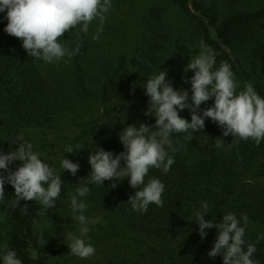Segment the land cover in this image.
Instances as JSON below:
<instances>
[{
    "label": "trees",
    "instance_id": "trees-1",
    "mask_svg": "<svg viewBox=\"0 0 264 264\" xmlns=\"http://www.w3.org/2000/svg\"><path fill=\"white\" fill-rule=\"evenodd\" d=\"M197 1L112 0L102 26L94 20L87 33L77 25L63 34L61 42L71 48L79 44V52L53 64L29 57L20 39L3 31L7 21L0 22V149L31 143L65 183L48 211L35 200L13 206L15 190L5 184L0 246L14 250L23 264H82L64 238L78 229L70 194L90 173L88 155L96 146L118 154L124 127L154 124V117L144 114L148 97L140 81L161 69L175 88L190 90L185 81L193 72L185 68L204 42L216 54V67L231 65L237 91L252 83L264 97V6L227 14L215 2L200 8ZM98 27L103 30L93 39ZM180 115L190 120L187 109ZM185 136L174 134L180 150L170 171L150 168L145 177L164 183L162 207L133 211L127 201L136 189L127 178L89 186L83 199L85 214L98 220L89 233L97 255L84 264H223L221 256H207L217 230H207L201 239L191 221L202 201L209 204L205 219L219 222L228 212L248 216L245 240L256 247L253 259L264 264V140L224 137L209 118L194 137ZM76 145L82 149L65 153ZM63 155L79 162L76 176L60 169Z\"/></svg>",
    "mask_w": 264,
    "mask_h": 264
},
{
    "label": "clouds",
    "instance_id": "clouds-1",
    "mask_svg": "<svg viewBox=\"0 0 264 264\" xmlns=\"http://www.w3.org/2000/svg\"><path fill=\"white\" fill-rule=\"evenodd\" d=\"M111 7L112 0H0V14H3L0 22L7 21L3 31L19 38L29 57L53 64L79 52V44L71 48L61 42L64 33L77 25L81 32L87 33L94 20L102 26ZM102 30L98 27L93 39H99ZM215 56L214 50L201 42L198 54L185 68L193 72L190 80L185 81L190 83V90L175 88L173 82L166 79L167 71L161 69L139 82L148 97L144 114L154 117L155 122L124 127L118 134L123 146L118 154L97 146L89 152L90 173L79 180V186L70 194L71 216L78 229L68 231L64 238L72 255L87 258L96 251L89 233L90 225L94 226L98 220L85 214L88 204L83 199L89 195L90 185L127 178L130 187L136 189L127 201L133 211L145 213L150 204L163 206L164 183L155 177L145 182V177L150 168L161 169L165 174L170 171L175 162L174 154L180 150L174 134L184 133L186 139H191L193 133L204 129L205 120L209 118L222 128L224 137L231 134L234 138L253 139L257 144L264 140V97L255 91L252 83L237 91L238 82L231 65L221 62L216 67ZM210 99H213L211 105L200 107ZM186 109L190 120L180 115ZM74 149L82 148L68 146L65 153H73ZM14 161L22 163L12 169ZM59 167L62 172L76 176L80 164L63 155ZM61 176L31 143L22 142L15 151L0 149V203L5 200L4 186L9 184L15 190L13 206H18L21 200H35L48 211L56 205L65 184ZM26 207L27 204L21 208ZM206 213H209V204L202 201L191 221L198 225L201 239L207 236V230H217L214 244L207 253L209 258L219 255L223 264H258L253 259L255 245L245 240L249 223L246 214L237 217L228 212L218 222L205 219ZM0 264L23 262L14 250L0 246Z\"/></svg>",
    "mask_w": 264,
    "mask_h": 264
},
{
    "label": "rangeland",
    "instance_id": "rangeland-1",
    "mask_svg": "<svg viewBox=\"0 0 264 264\" xmlns=\"http://www.w3.org/2000/svg\"><path fill=\"white\" fill-rule=\"evenodd\" d=\"M210 2L217 3L219 5L221 12L227 13V14L238 13L242 11H254L264 6V0H198L197 5H199L200 8H203L204 4L208 5ZM189 8H190V11L196 15V12H193V9L191 7ZM222 13H220L221 19L224 16ZM39 227L41 228V226ZM96 255L97 253L95 251V253L92 256H89L83 259L76 256L75 259L77 261H81V263L84 264L85 260H92L93 258L96 257ZM33 258L35 259V257Z\"/></svg>",
    "mask_w": 264,
    "mask_h": 264
}]
</instances>
